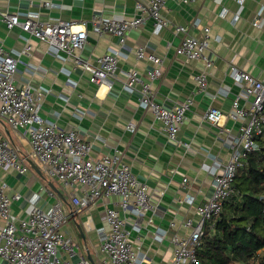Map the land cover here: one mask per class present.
I'll list each match as a JSON object with an SVG mask.
<instances>
[{"label":"crops","instance_id":"0c3cea01","mask_svg":"<svg viewBox=\"0 0 264 264\" xmlns=\"http://www.w3.org/2000/svg\"><path fill=\"white\" fill-rule=\"evenodd\" d=\"M44 2L50 5L44 6ZM136 2L146 6L148 0H0V10L33 12L44 22L69 21L84 27L87 40L74 53L92 65H96L99 56L111 50L119 51L116 78L107 88L91 84L89 74L77 67L72 58L61 52L54 55L47 44L29 39L30 56H19L14 81L18 88L45 90L39 114L64 130H75L81 140L91 143L92 158L121 153L137 180L147 187L155 206L140 221L139 231H131L136 257L139 264H165L172 256L171 237L188 236L190 229L184 225L185 221L195 223L196 207L212 194V178L206 167L224 164L240 134L242 121L233 122L226 117L234 96L242 89V84L232 79L231 67L256 78L264 74V0L240 3L238 0H165L161 15L167 25L158 32L153 31V22L147 19L139 28L126 33L122 46L113 35L94 33L93 22L111 17L129 20L139 15ZM255 20L257 26L252 24ZM174 26L188 27V34L195 37L203 36L204 28H208L209 68L200 61L175 54L182 34H174ZM23 35L18 28L8 30L0 23V48L9 53L21 52L27 41ZM138 47L161 60V75L152 82L156 102L171 108L187 97L193 99L176 142L167 138L149 111L138 106L139 87L132 92L123 89L122 72L128 69L136 70L144 82L149 81L152 65L136 59L134 51ZM202 71L207 73V86L200 91L194 78ZM209 106L225 115L218 125L203 119ZM129 123L134 125L133 131L128 129ZM0 140H8L28 166L25 174L0 170V179L9 186L8 193L19 192L22 196L12 204V212L25 219L34 193L41 196L40 207L60 202L63 210L70 211L73 190L53 182L65 202L54 192L49 195L50 189L36 169L51 180L32 158L24 131L11 129L0 118ZM183 178L188 180L186 186L182 185ZM186 195L193 198L191 204L185 202ZM117 203L118 197H101L88 209L71 214L62 232L72 237L77 254L73 257L63 254L65 259L76 262L83 256L90 264L107 261L100 252L96 230L106 227L103 216L107 207L115 206L120 211ZM148 218L151 222H147ZM215 219L205 225L212 227Z\"/></svg>","mask_w":264,"mask_h":264},{"label":"built area","instance_id":"2783aa9c","mask_svg":"<svg viewBox=\"0 0 264 264\" xmlns=\"http://www.w3.org/2000/svg\"><path fill=\"white\" fill-rule=\"evenodd\" d=\"M242 1L238 0L239 3ZM164 2L148 0L146 6L136 2L139 15L129 20L111 17L93 22V31L97 36L110 34L117 37L120 46L124 45L126 33L139 28L147 19L153 22V31L158 32L167 25L161 15ZM43 5L48 7L50 3L44 2ZM0 23L8 30L18 28L27 40L21 52L9 53L0 48V118L11 129L24 131L29 138L31 156L41 164L47 178L73 190L70 211L63 210L60 202L46 208L40 207L41 196L34 193L29 199L31 208L28 216L21 219L11 209L12 204L21 199V194H9L8 184L0 179V264H90L83 256L76 262L63 257V254L75 256L77 247L72 237L62 232V227L71 214L88 209L101 197L110 196L118 197L116 206L120 211L115 206L107 207L103 216L106 227L96 230L100 252L107 258L103 264H139L130 235L133 230L139 231L140 221L154 211L147 187L137 180L118 151L92 158L91 143L81 140L75 130H64L55 121L43 118L39 109L45 90H35L30 86L18 88L14 81L19 56H30L29 39L47 44L54 55L61 52L72 58L77 67L89 74L91 84L105 85L107 88L116 78L119 51L111 50L99 56L95 60L96 65H92L74 53L81 50L87 40L84 27L69 21L44 22L33 12L10 13L3 10H0ZM252 24L257 26V20ZM173 33L182 34L175 48L176 55L200 61L205 68L211 66V61L206 57L208 28H204L201 37L188 34V27L185 26H174ZM134 55L137 60L152 65L148 71L149 81L144 82L136 70L128 69L122 72L125 78L123 89L132 92L139 87L138 106L149 111L154 120L161 124L167 138L176 142L193 99L187 97L171 108L156 102L152 82L161 75V60L146 53L142 47L136 48ZM231 76L235 82L242 84V89L234 96L226 117L233 122L242 121L240 134L224 164L206 167L212 178V194L206 202L196 207V222L185 221L184 225L190 229L188 236L171 237L172 256L165 264H198L195 250L203 235L205 222L220 215L223 203L233 194L237 170L249 153L259 150V140L264 138V74L256 78L240 68L231 67ZM194 80L200 91L205 90V71L196 75ZM224 117V113L214 106H209L203 115V119L212 125H218ZM127 127L130 131L134 130L131 123ZM0 170L18 174H25L28 170L8 140H0ZM187 183V178H183L182 185L186 186ZM49 195H53L50 190ZM184 200L189 204L193 202L188 195ZM146 220L151 222V218ZM129 221L131 227L127 225Z\"/></svg>","mask_w":264,"mask_h":264},{"label":"trees","instance_id":"16d2710c","mask_svg":"<svg viewBox=\"0 0 264 264\" xmlns=\"http://www.w3.org/2000/svg\"><path fill=\"white\" fill-rule=\"evenodd\" d=\"M264 138L243 160L232 196L195 250L198 264H264Z\"/></svg>","mask_w":264,"mask_h":264},{"label":"water","instance_id":"95a60500","mask_svg":"<svg viewBox=\"0 0 264 264\" xmlns=\"http://www.w3.org/2000/svg\"><path fill=\"white\" fill-rule=\"evenodd\" d=\"M36 172L39 174V176L42 178V180L45 182L46 186L52 191L54 192L59 198H61L64 202H65V199L63 198V196L61 195L60 191L58 190V188L55 186V184L49 180H47L43 174L41 172H39L37 169H36ZM82 238H83V234L79 228V226H77ZM89 260H90V256H88Z\"/></svg>","mask_w":264,"mask_h":264},{"label":"rangeland","instance_id":"374dc122","mask_svg":"<svg viewBox=\"0 0 264 264\" xmlns=\"http://www.w3.org/2000/svg\"><path fill=\"white\" fill-rule=\"evenodd\" d=\"M52 182H55V181H52Z\"/></svg>","mask_w":264,"mask_h":264}]
</instances>
